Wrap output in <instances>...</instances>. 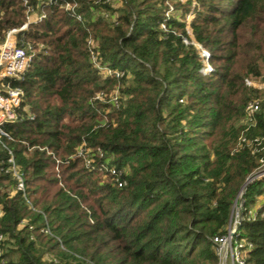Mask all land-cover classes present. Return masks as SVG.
<instances>
[{
  "label": "trees",
  "instance_id": "obj_1",
  "mask_svg": "<svg viewBox=\"0 0 264 264\" xmlns=\"http://www.w3.org/2000/svg\"><path fill=\"white\" fill-rule=\"evenodd\" d=\"M195 1L190 35L178 0L82 2L81 21L51 8L24 33L37 53L14 84L19 120L3 126L24 193L0 146V264H218L212 240L264 160V112L244 124L261 94L245 80L264 84V0ZM24 20L19 0H0V36ZM263 213L264 179L243 195L247 264H264Z\"/></svg>",
  "mask_w": 264,
  "mask_h": 264
},
{
  "label": "built area",
  "instance_id": "obj_2",
  "mask_svg": "<svg viewBox=\"0 0 264 264\" xmlns=\"http://www.w3.org/2000/svg\"><path fill=\"white\" fill-rule=\"evenodd\" d=\"M25 8V20L22 25L17 28H11L0 36V146L8 152L9 158L7 163L9 165L6 173H10L12 178L16 182L15 190L17 192L24 193V181L21 173L17 170L13 156L11 152L3 144L4 141H11L12 138L8 132L3 128L5 124H14L19 119L17 113L21 106L23 92L22 90L14 86L18 81H21L27 72L32 60L34 59L37 50L35 47L25 41L24 33L32 25L41 23L47 18V9L56 8L67 13L71 18L77 21L82 20V16L79 13L81 10L82 2L89 3L92 6L99 5H112L118 0H19ZM182 4L186 2L191 3V10L186 17L187 32L190 35L189 23L193 18V10L196 6L195 0H179ZM170 8L167 17L171 14ZM104 17L108 18L105 14ZM186 44H189L187 40H184ZM194 44V43H191ZM199 52L201 58L203 75H209L212 73V68L209 64V54L201 46L194 44ZM87 47L92 53L94 43L92 40L87 41ZM93 55V54H92ZM104 76L114 75L116 79L123 76V73L112 72L109 68H99ZM245 85L249 88L256 90L264 89L263 83H257L251 80H245ZM96 99H101V95ZM111 105L118 106V97H112L109 100ZM264 112V98L262 100L250 101L244 108V124L247 127H253L256 123V117L260 112ZM245 140L242 139V142ZM257 142V141H255ZM264 149V148H263ZM97 153H101L99 149ZM80 154V153H79ZM58 163V161L56 162ZM85 166L91 171L97 170L98 172H106L110 176L115 178L118 187H122L125 182L121 181L122 171H118L114 167L107 168V166L91 165V160H85ZM263 170V171H262ZM264 160H261V167L258 169L252 177L255 180H262L264 177ZM1 215V206H0ZM264 216V213H263ZM237 219V216L236 218ZM237 220L231 222L227 234L222 237H217L212 240L215 247V251L218 257V264H247L248 251L251 245L243 240H239L236 229Z\"/></svg>",
  "mask_w": 264,
  "mask_h": 264
},
{
  "label": "rangeland",
  "instance_id": "obj_3",
  "mask_svg": "<svg viewBox=\"0 0 264 264\" xmlns=\"http://www.w3.org/2000/svg\"><path fill=\"white\" fill-rule=\"evenodd\" d=\"M179 1V0H178ZM182 3V2H181ZM114 4H118L117 2H114ZM119 5V4H118ZM115 6H117V5H115ZM202 64H203V62H202ZM212 68V67H211ZM103 73H104V71H103ZM261 94L259 95V97H257V98H255V99H253V100H251V101H255V100H262L263 98H264V89H261V90H258ZM263 171V170H262ZM258 172V171H257ZM262 177H264V175L263 176H261V178ZM264 179V178H263ZM241 190V189H240ZM239 193H240V191H239ZM239 193H238V196H237V198H236V200H235V203H234V206H233V220H232V222H234L235 220H237V219H235L236 218V216H237V214L239 213V217H240V219H241V216H242V203H240V199H239ZM258 201V200H257ZM259 201H262L261 199H259ZM258 201V203H261V202H259ZM257 204H255V206L253 205V206H251L250 207V210H251V213L252 212H254V210H255V208H257ZM250 213V214H251ZM238 221V220H237ZM14 243L13 242H9L7 245H6V249L8 250L9 249V251H15V248H14ZM7 250H5V251H7ZM5 253V252H4ZM17 257H18V255L16 254V253H14V255H12L11 256V258H12V260H16L17 259ZM228 264H229V262H228Z\"/></svg>",
  "mask_w": 264,
  "mask_h": 264
},
{
  "label": "water",
  "instance_id": "obj_4",
  "mask_svg": "<svg viewBox=\"0 0 264 264\" xmlns=\"http://www.w3.org/2000/svg\"><path fill=\"white\" fill-rule=\"evenodd\" d=\"M253 181H255V177H251V178L247 179V180L245 181V183L243 184V186L241 187V190H240V193H239L240 203L243 202V195H244V192H245L247 186H248L251 182H253ZM237 220H238V221H237V224H236V229L238 228V226H239V222H240L239 213L237 214Z\"/></svg>",
  "mask_w": 264,
  "mask_h": 264
}]
</instances>
